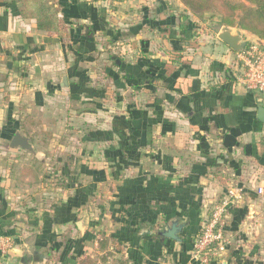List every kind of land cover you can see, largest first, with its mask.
<instances>
[{"label": "crops", "instance_id": "0c3cea01", "mask_svg": "<svg viewBox=\"0 0 264 264\" xmlns=\"http://www.w3.org/2000/svg\"><path fill=\"white\" fill-rule=\"evenodd\" d=\"M54 1L62 26L46 33L0 0V142L31 158L15 172L0 159V238L13 240L0 264L104 251L121 264H198L200 223L229 191L210 264H263L264 94L237 81L222 27L204 29L179 0ZM15 131L34 153L9 146ZM43 174L60 182L45 199L29 190ZM174 219L181 242L156 233Z\"/></svg>", "mask_w": 264, "mask_h": 264}, {"label": "trees", "instance_id": "16d2710c", "mask_svg": "<svg viewBox=\"0 0 264 264\" xmlns=\"http://www.w3.org/2000/svg\"><path fill=\"white\" fill-rule=\"evenodd\" d=\"M9 5H17V14L36 21L39 31L52 33L59 31L62 24L54 0H6ZM184 7L198 18L204 15L217 17L220 27H239L257 38H264V0H179ZM103 242V243H102ZM101 246L105 240L99 241ZM24 263L32 262L31 256L24 254ZM75 264H97L89 255L81 256Z\"/></svg>", "mask_w": 264, "mask_h": 264}, {"label": "built area", "instance_id": "2783aa9c", "mask_svg": "<svg viewBox=\"0 0 264 264\" xmlns=\"http://www.w3.org/2000/svg\"><path fill=\"white\" fill-rule=\"evenodd\" d=\"M236 57L241 66V74L237 78L240 85L248 91L264 94V38L245 40L244 47ZM234 194L229 191L225 199L213 205L209 218L196 235L191 256L198 264H210L223 253L227 207L232 198H237ZM12 246L11 237L0 238L3 254H8Z\"/></svg>", "mask_w": 264, "mask_h": 264}, {"label": "water", "instance_id": "95a60500", "mask_svg": "<svg viewBox=\"0 0 264 264\" xmlns=\"http://www.w3.org/2000/svg\"><path fill=\"white\" fill-rule=\"evenodd\" d=\"M218 38L226 43L231 49L236 52H240L245 45V42L241 38L240 32H233L230 28L222 27L218 34ZM119 59H116V63H119ZM257 118L264 123V102L257 109ZM9 146L11 148L20 147L29 152L34 153L32 145L29 142L28 137L23 136L19 131H15L13 137L10 140ZM183 224L179 222L178 219L171 220L162 229L158 230L156 233L168 240L181 242V237L179 233L182 231ZM21 258H7L3 260L1 264H16L17 262H22Z\"/></svg>", "mask_w": 264, "mask_h": 264}, {"label": "rangeland", "instance_id": "374dc122", "mask_svg": "<svg viewBox=\"0 0 264 264\" xmlns=\"http://www.w3.org/2000/svg\"><path fill=\"white\" fill-rule=\"evenodd\" d=\"M183 11H186V10H183ZM199 19L203 23L206 20H209V22H210V23L208 22L209 24L208 23L204 24V29H211V30H213V32H215V31H217L218 29L221 28L219 26V20H218L217 17H209L208 15H204L202 18H199ZM232 29L235 32L236 31L240 32V30H239L240 28L239 27H232ZM204 32H206V31L204 30ZM242 40L244 41L245 37H242ZM39 146H40V144H39ZM18 154L19 153L12 154V151L7 150V145H5L4 142L3 143L0 142V159L2 160V158H6V159L8 158V161H7L8 163H6L7 171L15 172L16 168H18L20 166V164L27 163V162H29L31 160L30 155H28L26 153H23L24 154L23 156H20ZM53 178H54V176H50V177L48 176V179H44V174H43L41 180L38 181V182H35L34 188H32L33 186L30 185L29 190H34L35 189L37 191H40V190H42V188L45 189L46 190L45 195H39L41 198L45 199V197L47 196V192H49L51 190L50 188L54 187L56 183H58V184L60 183L57 180L56 181H52ZM207 216H208V214H206V217ZM206 217H204V219H202L200 225L202 224L203 221L204 222L206 221V219L208 218V217L207 218ZM262 248L264 250V240H263V243H262ZM87 251L93 253L94 249H88ZM91 257L96 259L97 264H121V259L114 258L112 256V254L110 252H108V251L107 252L104 251V253L102 255L97 254V255H94V256H91ZM225 258H226V256H225ZM41 264H43V263H41ZM45 264H47V263H45ZM50 264H53V263L51 262ZM55 264H64V263H62V262L61 263H56L55 262Z\"/></svg>", "mask_w": 264, "mask_h": 264}]
</instances>
